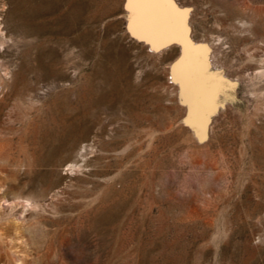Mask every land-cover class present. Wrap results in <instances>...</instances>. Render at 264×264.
<instances>
[{"label":"rangeland","instance_id":"obj_1","mask_svg":"<svg viewBox=\"0 0 264 264\" xmlns=\"http://www.w3.org/2000/svg\"><path fill=\"white\" fill-rule=\"evenodd\" d=\"M175 4L0 0V264H264V0Z\"/></svg>","mask_w":264,"mask_h":264},{"label":"snow or ice","instance_id":"obj_2","mask_svg":"<svg viewBox=\"0 0 264 264\" xmlns=\"http://www.w3.org/2000/svg\"><path fill=\"white\" fill-rule=\"evenodd\" d=\"M128 8L133 13L135 27L130 28L133 35L137 30L146 35H158L170 22L176 21L188 30L187 16L191 10L179 9L175 0H128Z\"/></svg>","mask_w":264,"mask_h":264},{"label":"bare ground","instance_id":"obj_3","mask_svg":"<svg viewBox=\"0 0 264 264\" xmlns=\"http://www.w3.org/2000/svg\"><path fill=\"white\" fill-rule=\"evenodd\" d=\"M24 2V1H23ZM27 2V1H26ZM25 3V2H24ZM30 3V2H29ZM27 4V3H26ZM23 5V4H22ZM30 5V4H29ZM34 5V4H33ZM36 5V4H35ZM40 5V4H39ZM21 6V5H20ZM32 6V5H31ZM31 6H30V8H31ZM29 7V6H28ZM28 9V8H27ZM15 10V9H14ZM42 11H43V9H42ZM26 12V11H25ZM32 12V11H31ZM35 14V13H34ZM26 15H28V14H26ZM34 16V15H33ZM168 26V25H167ZM166 26V27H167ZM35 27V26H34ZM166 27L163 29L164 31L166 30ZM1 29V28H0ZM0 31H2V30H0ZM31 31H33V29L31 30ZM166 38H167V36H165ZM166 38H162V40H160L159 41V43L161 44V43H166ZM190 53V49H189V52H188V54ZM190 58V56L187 58V60H186V62L187 63H189L190 62V60L191 59H189ZM261 74V73H260ZM186 100L189 102V104H190V106H191V109H192V111L194 112V113H196V114H198L197 115V121L198 120H200V121H203V119L206 117V110L204 109V107L201 105V101L199 100V98L197 97V95L196 94H190V95H187V97H186ZM76 166V165H75ZM71 168V167H70ZM72 168H74V167H72ZM32 196V195H31ZM30 196V197H31ZM29 197V198H30ZM34 197V196H33ZM33 197H31V198H33ZM17 199V198H16ZM22 199H23V197H22ZM37 199V198H36ZM25 200H26V198H25ZM28 200V199H27ZM34 200H35V198H34ZM31 201V202H35V201ZM39 200V199H38ZM26 202H28V201H26ZM29 203V202H28ZM27 203V204H28ZM36 203V202H35ZM34 203V205H36L37 206V203L35 204ZM20 204V203H19ZM22 204H24V202L22 203ZM43 204V203H42ZM18 205V204H17ZM17 205H15L14 204V206H17ZM31 205V204H30ZM39 205V204H38ZM24 206H26L25 204H24ZM33 206V205H32ZM31 206V207H32ZM40 206V205H39ZM22 207H23V205H22ZM30 207V208H31ZM24 208H26V207H24ZM40 208V207H39ZM22 210V209H21ZM23 210H26V209H23ZM34 210V209H33ZM33 210H31V211H33ZM38 210V209H37ZM36 210V211H37ZM40 210V209H39ZM38 210V211H39ZM28 211V210H27ZM25 213H27L26 211H24ZM30 212V211H29ZM23 213V212H22ZM32 213V212H31ZM35 212H33L32 214H34ZM38 213V212H37ZM39 214V213H38Z\"/></svg>","mask_w":264,"mask_h":264}]
</instances>
